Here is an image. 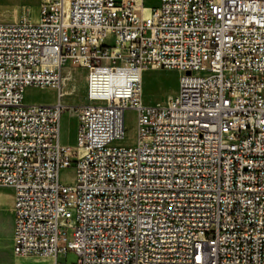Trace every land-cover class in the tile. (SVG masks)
<instances>
[{
  "label": "built area",
  "instance_id": "built-area-1",
  "mask_svg": "<svg viewBox=\"0 0 264 264\" xmlns=\"http://www.w3.org/2000/svg\"><path fill=\"white\" fill-rule=\"evenodd\" d=\"M74 67L85 103L67 106ZM152 69L180 74L165 103L144 102ZM29 88L57 100L27 103ZM0 187L20 258L264 264V0H42L35 22H0Z\"/></svg>",
  "mask_w": 264,
  "mask_h": 264
},
{
  "label": "rangeland",
  "instance_id": "rangeland-1",
  "mask_svg": "<svg viewBox=\"0 0 264 264\" xmlns=\"http://www.w3.org/2000/svg\"><path fill=\"white\" fill-rule=\"evenodd\" d=\"M42 0H0V22H18L26 18L35 22L38 17L39 6ZM159 0H144V6L156 7ZM67 77L64 90L70 95L65 96L63 103L67 106L83 105L85 103V77L86 70L74 67L64 71ZM179 72L175 70L152 69L147 70L143 76V92L145 104L154 105L165 103L170 96L178 91ZM57 93L52 89H32L25 93V102L54 104ZM124 129L126 140L123 145H132L136 136V113L126 111L124 113ZM77 121L68 112L61 116V144L74 147L76 145ZM60 182L72 184L74 169L67 168L60 171ZM12 190L8 187H0V264H32L34 260L48 257H17L12 252ZM72 230L66 235L72 239ZM47 264H53L51 258ZM59 260L65 264H77L78 257L74 251L67 250L59 256Z\"/></svg>",
  "mask_w": 264,
  "mask_h": 264
},
{
  "label": "crops",
  "instance_id": "crops-1",
  "mask_svg": "<svg viewBox=\"0 0 264 264\" xmlns=\"http://www.w3.org/2000/svg\"><path fill=\"white\" fill-rule=\"evenodd\" d=\"M12 230H13V216H12ZM23 259V258H21ZM50 260L48 258H41V259H37L34 260L32 262V264H47V262H49Z\"/></svg>",
  "mask_w": 264,
  "mask_h": 264
},
{
  "label": "bare ground",
  "instance_id": "bare-ground-1",
  "mask_svg": "<svg viewBox=\"0 0 264 264\" xmlns=\"http://www.w3.org/2000/svg\"><path fill=\"white\" fill-rule=\"evenodd\" d=\"M68 95H70V94H66V96H68ZM27 258H29V257H27Z\"/></svg>",
  "mask_w": 264,
  "mask_h": 264
}]
</instances>
